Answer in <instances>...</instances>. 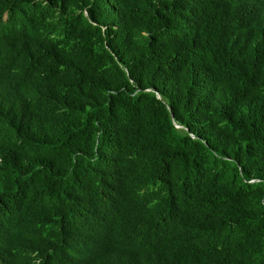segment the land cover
<instances>
[{
    "label": "trees",
    "instance_id": "trees-1",
    "mask_svg": "<svg viewBox=\"0 0 264 264\" xmlns=\"http://www.w3.org/2000/svg\"><path fill=\"white\" fill-rule=\"evenodd\" d=\"M0 264H264V0H0Z\"/></svg>",
    "mask_w": 264,
    "mask_h": 264
},
{
    "label": "bare ground",
    "instance_id": "bare-ground-1",
    "mask_svg": "<svg viewBox=\"0 0 264 264\" xmlns=\"http://www.w3.org/2000/svg\"><path fill=\"white\" fill-rule=\"evenodd\" d=\"M101 233V232H100ZM96 234V233H95ZM99 234V233H98Z\"/></svg>",
    "mask_w": 264,
    "mask_h": 264
},
{
    "label": "water",
    "instance_id": "water-1",
    "mask_svg": "<svg viewBox=\"0 0 264 264\" xmlns=\"http://www.w3.org/2000/svg\"><path fill=\"white\" fill-rule=\"evenodd\" d=\"M158 98H159V96H158Z\"/></svg>",
    "mask_w": 264,
    "mask_h": 264
}]
</instances>
